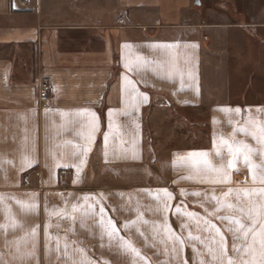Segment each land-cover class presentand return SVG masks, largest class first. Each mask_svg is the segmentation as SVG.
<instances>
[{"label":"crops","instance_id":"obj_1","mask_svg":"<svg viewBox=\"0 0 264 264\" xmlns=\"http://www.w3.org/2000/svg\"><path fill=\"white\" fill-rule=\"evenodd\" d=\"M230 3L0 0V264H221L216 230L239 259L226 205L264 203V0Z\"/></svg>","mask_w":264,"mask_h":264},{"label":"snow or ice","instance_id":"obj_2","mask_svg":"<svg viewBox=\"0 0 264 264\" xmlns=\"http://www.w3.org/2000/svg\"><path fill=\"white\" fill-rule=\"evenodd\" d=\"M127 67V65H126ZM131 83V82H129ZM146 99V98H145ZM239 111V110H237ZM94 115V114H92ZM111 116V113L109 114ZM111 128V122L109 124ZM93 131H95V124H93ZM253 139H257L261 145H264V128H260L259 136L255 133H251ZM86 139L91 142L92 136L89 135ZM105 141L108 140V135L105 134L104 137ZM227 145V151L232 156V159L228 160L227 168L228 169H235V165L237 162L238 157L242 156L246 166L249 168V172L252 175L253 182L257 180L256 169L260 166L254 165L251 163V155L253 154V149L244 142H239L235 146L232 144H228L226 141L224 142ZM88 147L85 146L83 151L86 153L88 151ZM220 153L217 152V155ZM261 155L264 156V152H261ZM190 156H199V157H206L207 153H192ZM205 167H208L211 171L223 172L224 168L221 167L219 169L213 168L209 162L205 159L203 161ZM264 171V170H262ZM260 183H264V175L259 177ZM220 182H228V178L225 176L222 181ZM232 189H229L227 193H225V197L231 195ZM161 193L164 200L161 203L164 206V209L167 210L170 207L168 203L171 200V193H168L167 190H161ZM241 193L244 197L249 198L252 195H256V190L249 192V190L242 189L237 190V198L239 199ZM181 194H184V191L181 190ZM192 195H200L199 193H192ZM259 195L264 197V189L259 190ZM215 199V197H213ZM228 208L233 209L234 211L240 212L241 216L237 218L230 219V224H234L235 227H230L228 229L229 232L233 234V239H239L243 243L241 246L233 245V251L239 253V259H233L227 256V242L225 240L224 235L216 230V236L219 237V240H216L215 237L212 238L211 243L216 245V248L213 249L212 247L206 245L208 248L209 254L212 256L213 260H220L221 264H264V203L257 204L255 201L249 198L248 206L247 207H240L234 206L231 204L226 205ZM75 211V208L73 209ZM179 211V209H177ZM216 211H220L218 207ZM104 209H100L101 215L103 214ZM191 215V214H189ZM220 219H225V217H220ZM247 219L251 221L249 224L243 223V220ZM109 226H113L114 222L109 220ZM113 230H115L113 228ZM111 235V232L109 233ZM171 238V234H170ZM189 239L199 240L200 237H192L189 236ZM175 240L179 241L180 244H183V240L179 237H175ZM132 251H137L135 249H131ZM195 251V249H194Z\"/></svg>","mask_w":264,"mask_h":264},{"label":"built area","instance_id":"obj_3","mask_svg":"<svg viewBox=\"0 0 264 264\" xmlns=\"http://www.w3.org/2000/svg\"><path fill=\"white\" fill-rule=\"evenodd\" d=\"M38 99L41 102H47L49 100L48 84L42 81L38 85Z\"/></svg>","mask_w":264,"mask_h":264},{"label":"rangeland","instance_id":"obj_4","mask_svg":"<svg viewBox=\"0 0 264 264\" xmlns=\"http://www.w3.org/2000/svg\"><path fill=\"white\" fill-rule=\"evenodd\" d=\"M221 1H222V3H225L227 5H229V4L231 5L230 0H221ZM201 117H202V123H201V125L197 123L196 124V129L199 128L200 130H204L205 131L206 130V123H205V120L204 119H206V118H205L204 115H202ZM184 122L187 125V121H184ZM204 131H202V132H204ZM201 135H203V134H201Z\"/></svg>","mask_w":264,"mask_h":264}]
</instances>
